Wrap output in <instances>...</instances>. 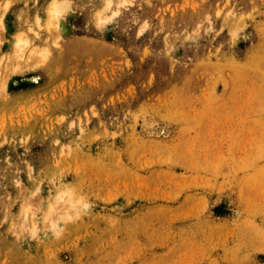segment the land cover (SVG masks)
Returning <instances> with one entry per match:
<instances>
[{
    "label": "rangeland",
    "instance_id": "rangeland-1",
    "mask_svg": "<svg viewBox=\"0 0 264 264\" xmlns=\"http://www.w3.org/2000/svg\"><path fill=\"white\" fill-rule=\"evenodd\" d=\"M0 264H264V0H0Z\"/></svg>",
    "mask_w": 264,
    "mask_h": 264
},
{
    "label": "bare ground",
    "instance_id": "bare-ground-1",
    "mask_svg": "<svg viewBox=\"0 0 264 264\" xmlns=\"http://www.w3.org/2000/svg\"><path fill=\"white\" fill-rule=\"evenodd\" d=\"M22 45H19V47L21 48Z\"/></svg>",
    "mask_w": 264,
    "mask_h": 264
}]
</instances>
